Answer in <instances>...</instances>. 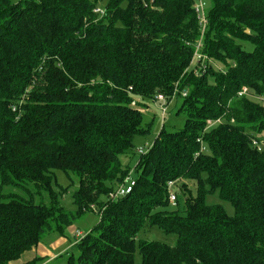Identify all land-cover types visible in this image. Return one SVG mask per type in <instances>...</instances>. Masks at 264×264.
<instances>
[{
  "label": "trees",
  "instance_id": "16d2710c",
  "mask_svg": "<svg viewBox=\"0 0 264 264\" xmlns=\"http://www.w3.org/2000/svg\"><path fill=\"white\" fill-rule=\"evenodd\" d=\"M101 1L0 0V264H264V0H210L203 35L193 0ZM159 93L183 126L138 154ZM122 155L135 183L111 198ZM57 170L78 179L73 212ZM86 212L98 222L66 251L14 263ZM154 227L175 243L139 237Z\"/></svg>",
  "mask_w": 264,
  "mask_h": 264
},
{
  "label": "rangeland",
  "instance_id": "374dc122",
  "mask_svg": "<svg viewBox=\"0 0 264 264\" xmlns=\"http://www.w3.org/2000/svg\"><path fill=\"white\" fill-rule=\"evenodd\" d=\"M17 1V0H13ZM204 1V9L207 10L210 6V0H203ZM106 0L101 1L99 4L102 7H104ZM242 47L245 50H252L253 45L248 41H238ZM175 94V93H174ZM175 96H171V100H169V103L167 105V111L164 115V117H161V114L157 108V105L154 103L153 99L146 98L143 101V105L139 106V109L142 114L143 122L144 124H149L150 130L149 133L146 134L143 137H137L134 141V144L138 147L147 148L150 147L154 138L160 131L161 127L164 126L167 130H177L180 129L183 126L185 115L183 111L178 112L179 105L181 103L180 98H175ZM168 100V99H167ZM168 102V101H167ZM121 161L126 165L130 167V170H132L131 177L134 179L136 177V171L134 170L136 163H137V155L132 156L131 155H122L120 157ZM56 178L58 181L59 186L58 187H66L65 192L61 196V204L62 206L68 210V211H75V205L72 200V193L77 188L78 179L75 174L69 173L68 175L65 174L62 171H55ZM11 191L17 192L23 196H26V192H24L20 188H10ZM9 190V189H8ZM35 201H38L36 199ZM207 201L209 203H220L224 209L229 213H233V207L228 201H224L220 199L219 195L217 193L208 196ZM96 209V208H95ZM99 220V215L97 212H86L82 214L80 217H77L74 221L73 226L75 227V230H78L82 232V234L87 233L91 228H93L96 223ZM68 239L71 242H75V238L73 235L69 232H66ZM59 237L58 233H47L42 238V243L46 246L50 244V242L56 238ZM139 237L146 240H155L164 242L170 245H173L175 243L176 237L173 234H166L162 231H160L157 228H150L148 230L142 231L139 234ZM64 248V245H61L58 247L55 252H59ZM61 253V252H60ZM29 253H23V257L27 256ZM21 255V256H22ZM139 259V257H137Z\"/></svg>",
  "mask_w": 264,
  "mask_h": 264
},
{
  "label": "built area",
  "instance_id": "2783aa9c",
  "mask_svg": "<svg viewBox=\"0 0 264 264\" xmlns=\"http://www.w3.org/2000/svg\"><path fill=\"white\" fill-rule=\"evenodd\" d=\"M193 5H194V8L198 16L201 34L203 35L206 29V26H207L206 12L204 9V5H205L204 1L203 0H193ZM93 11L97 14L103 13L100 7L94 8ZM200 46H201V41H198L197 44L195 45V49H194L192 60H191V64L195 66L196 70H204L206 67V64L204 61L207 59V57L204 56L200 52ZM246 93H247V90L243 88L242 91H240L238 94L241 95V94H246ZM182 94L184 96L186 93L183 92ZM173 96H175V94H173ZM259 99L264 102V97H259ZM154 103L157 105V108L161 114V117L163 118L166 113L167 105L169 102H167V99L163 94L159 93L155 96ZM215 122H219V120H215V121L207 120L208 126H211ZM146 151H147V148H143V147L137 148L138 154H144ZM134 183H135L134 179L131 177V175H127L124 181L121 184H119V186L113 192L110 193V197L116 198L117 196H121V195L129 193L132 187L134 186ZM172 186H173V182L169 181L168 182V188H169L168 199L170 202H173L175 200V194L171 190ZM77 233L78 235H81L80 232H77Z\"/></svg>",
  "mask_w": 264,
  "mask_h": 264
},
{
  "label": "crops",
  "instance_id": "0c3cea01",
  "mask_svg": "<svg viewBox=\"0 0 264 264\" xmlns=\"http://www.w3.org/2000/svg\"><path fill=\"white\" fill-rule=\"evenodd\" d=\"M74 231H75V227L74 226H70L66 232H69L74 236ZM77 239L75 238L74 241H76ZM74 242H71L68 237L67 234H65L64 236H59L54 238L50 244L48 246L44 245L42 242L39 243L37 246H35L34 248H32L29 251H26L24 253H29L27 254L26 258L25 256L23 257V255L14 263H23L25 261H28L34 257H42L44 258V263L51 261L54 257H56L57 255L60 254V252H64L66 251ZM61 245H64V248L59 251V252H55V250L60 247Z\"/></svg>",
  "mask_w": 264,
  "mask_h": 264
},
{
  "label": "water",
  "instance_id": "95a60500",
  "mask_svg": "<svg viewBox=\"0 0 264 264\" xmlns=\"http://www.w3.org/2000/svg\"><path fill=\"white\" fill-rule=\"evenodd\" d=\"M136 100H138V98H136Z\"/></svg>",
  "mask_w": 264,
  "mask_h": 264
}]
</instances>
